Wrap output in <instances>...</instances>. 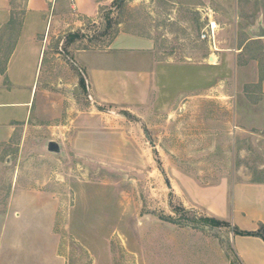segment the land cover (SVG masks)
Instances as JSON below:
<instances>
[{"label": "rangeland", "instance_id": "374dc122", "mask_svg": "<svg viewBox=\"0 0 264 264\" xmlns=\"http://www.w3.org/2000/svg\"><path fill=\"white\" fill-rule=\"evenodd\" d=\"M210 20L215 40L202 38ZM261 26L264 0H115L87 21L0 143V260L30 243L37 264H242L233 222L212 224L198 196L264 181ZM120 31L156 41V86L134 109L94 100L70 51Z\"/></svg>", "mask_w": 264, "mask_h": 264}, {"label": "crops", "instance_id": "0c3cea01", "mask_svg": "<svg viewBox=\"0 0 264 264\" xmlns=\"http://www.w3.org/2000/svg\"><path fill=\"white\" fill-rule=\"evenodd\" d=\"M20 1L21 6L17 4ZM114 2L0 0V143L9 141L32 118L39 88L53 78V63L66 54L63 47L71 36L84 39L86 22L97 19L103 7ZM10 30L13 34L9 38L6 34ZM5 41L10 49L3 58ZM80 41L81 37L71 40L70 47ZM70 51L77 69L84 70L97 102L132 109L150 102L158 78L154 38L120 31L104 50L76 47ZM69 72L78 83L77 71ZM198 202L213 217L233 222L242 231L254 232L264 225V184L236 183L231 189L223 180L206 189L204 198L198 196ZM231 243L242 264H264L262 239L233 234ZM10 249L14 257L2 258L0 264L38 263L39 254L30 243Z\"/></svg>", "mask_w": 264, "mask_h": 264}, {"label": "trees", "instance_id": "16d2710c", "mask_svg": "<svg viewBox=\"0 0 264 264\" xmlns=\"http://www.w3.org/2000/svg\"><path fill=\"white\" fill-rule=\"evenodd\" d=\"M76 38H79V35H74L71 36V40H74ZM253 183H259V184H264V181H254ZM212 224L219 223L221 220L217 218H210L208 219ZM225 222V221H224ZM234 234L237 236H253V237H258L264 241V225H260V228L254 232H249V231H242L238 227L234 228Z\"/></svg>", "mask_w": 264, "mask_h": 264}, {"label": "water", "instance_id": "95a60500", "mask_svg": "<svg viewBox=\"0 0 264 264\" xmlns=\"http://www.w3.org/2000/svg\"><path fill=\"white\" fill-rule=\"evenodd\" d=\"M256 39H263L264 38V27H259L258 32L254 34ZM77 91V89H76ZM48 150L52 153H60L61 147L57 142L51 141L48 144Z\"/></svg>", "mask_w": 264, "mask_h": 264}, {"label": "built area", "instance_id": "2783aa9c", "mask_svg": "<svg viewBox=\"0 0 264 264\" xmlns=\"http://www.w3.org/2000/svg\"><path fill=\"white\" fill-rule=\"evenodd\" d=\"M217 29H218V24L215 21L210 20L202 38L209 39V40L211 39L215 40V34H216Z\"/></svg>", "mask_w": 264, "mask_h": 264}]
</instances>
